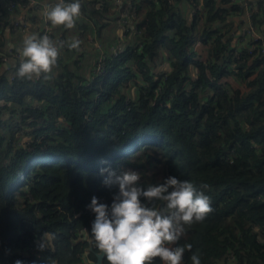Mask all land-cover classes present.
<instances>
[{
	"label": "trees",
	"instance_id": "1",
	"mask_svg": "<svg viewBox=\"0 0 264 264\" xmlns=\"http://www.w3.org/2000/svg\"><path fill=\"white\" fill-rule=\"evenodd\" d=\"M79 3L99 30L115 13L95 0ZM263 5L250 3L252 20ZM117 9L141 36L108 56L103 74L83 82L59 57L39 78L19 77L20 59L0 71V264H82L81 256L95 263L88 205L92 197L111 205L118 188L106 187L101 174L109 168L138 172L142 187L175 176L210 198L203 221L181 225L177 242L192 246L181 264H192L194 253L201 264H230V253L231 264H264L260 43L237 47L214 28L240 12L230 0H123ZM199 16L205 27L195 39ZM3 29L0 68L15 53L2 52ZM162 55L170 69L153 73ZM135 78L144 85L130 99L125 90ZM149 206L165 208L163 201ZM43 233L54 239L39 248Z\"/></svg>",
	"mask_w": 264,
	"mask_h": 264
},
{
	"label": "clouds",
	"instance_id": "2",
	"mask_svg": "<svg viewBox=\"0 0 264 264\" xmlns=\"http://www.w3.org/2000/svg\"><path fill=\"white\" fill-rule=\"evenodd\" d=\"M80 8L79 0H57L54 5H45L43 16L53 26L72 29ZM79 43L73 40L69 47L78 48ZM63 46L62 41H54L48 35H25L19 49L17 75L31 79L50 73ZM104 173H107L104 185L117 187L118 192L110 206L92 197L88 208L95 215L91 238L107 264H153L157 258L162 264H181L185 251L191 252L192 246L169 245L179 239L182 224L201 222L212 211L210 198L198 192L191 182L175 176H169L163 183L142 187L136 171L109 168L102 169L101 174ZM142 199L147 203H142ZM153 201H163L165 208L150 207ZM53 239L52 234L43 233L39 248L46 240ZM190 259L192 264H201L195 253Z\"/></svg>",
	"mask_w": 264,
	"mask_h": 264
},
{
	"label": "crops",
	"instance_id": "3",
	"mask_svg": "<svg viewBox=\"0 0 264 264\" xmlns=\"http://www.w3.org/2000/svg\"><path fill=\"white\" fill-rule=\"evenodd\" d=\"M34 1H36L38 4L37 8H30L25 11H20L18 9L12 12H8L7 0H0V22H2V26L4 27L2 36L6 45L4 52L14 50L15 53H19V49L22 46L24 36L27 34H32L31 31H33V34H37L38 31H41L42 25L40 16L45 5H54L57 2V0ZM95 1L99 3H105L104 1ZM256 1L257 0H251L254 6ZM221 7L227 9L228 5ZM109 10L110 12H115L107 22L108 24L114 26V30H111L110 33L114 34L116 42H112L109 39L100 40L102 39L101 31L100 33L98 31L95 32L97 26L86 16L81 14H79V16L76 18L75 26L72 29H67L64 26H53L49 22L48 26L54 41H58L60 37L64 36V44L66 47H63L64 54L59 55L58 57L63 58L65 62H68L73 70H78L79 77L84 80L83 82L90 80L93 74V64L97 56L95 46L93 44L94 42L99 44L105 51V53L109 55L112 49H117L119 51V49H122L125 45H127V43L134 41L136 42L138 39L135 34V24L133 23V18L129 17L126 11L120 13L116 5L109 6ZM255 16V19H251V22L254 24L255 30L259 34L264 35V5L263 8L260 6L259 10L255 12ZM34 19H37V22ZM14 21H23L26 25L24 26V28H13L12 23ZM246 22V13L245 11L240 10L239 13H228L225 21L221 22V24L219 22H213L212 24L214 28H220V30L218 31L223 33L226 39H232L233 43L236 44L237 47H243L244 45L241 44L237 39V33L240 27H242ZM197 25L200 26L197 27ZM82 26H85L86 28L88 27V34H86L87 32H84V29H81ZM204 27L205 23L203 20V16L197 17L194 31L195 39H197V36H199L200 34L199 32L202 31ZM76 31L78 33H76ZM80 37L83 38V40H79ZM89 39H92V41L90 42ZM73 40H78L80 42L78 48L73 49L69 47ZM66 49H68L69 51L67 52ZM193 49L196 50L197 53L200 54L203 58L206 56V48L199 45L198 40H195V42H193ZM200 51H202V53H200ZM67 53L70 57L69 59H67L66 57ZM77 59L80 60L82 65ZM76 62L77 65L79 64L81 66L78 65V67H76ZM2 69L4 68L1 65V70ZM169 69L170 68L167 57L166 55H162L161 59L156 63V66L152 68V72L158 74L160 72L169 71ZM230 83L235 84L234 80H230ZM136 84L140 86H142V84L144 85V83L136 78L135 80H130V82L128 83V87L125 90L127 96L130 99H136L139 94V88L136 86ZM84 260L86 264L87 261L85 258Z\"/></svg>",
	"mask_w": 264,
	"mask_h": 264
},
{
	"label": "built area",
	"instance_id": "4",
	"mask_svg": "<svg viewBox=\"0 0 264 264\" xmlns=\"http://www.w3.org/2000/svg\"><path fill=\"white\" fill-rule=\"evenodd\" d=\"M119 1L120 0H115V2H119ZM230 2L232 5L238 6V8L240 10H243L246 13L247 22L242 27H240V29L237 33L238 41L241 44H243L244 46L246 44H251L252 45L251 49H253V47L257 43H260V45L258 46L259 47L258 50L262 55H264V38L261 34H259L255 30V27L252 24L251 18H250V13H251L250 9L252 8V6H250V3L252 4L251 0H230ZM37 7H38V4L34 0H31V1L7 0V11L8 12H12V11H15L18 9L20 11H25V10H28L30 8H37ZM43 11H44V9L42 10V13L40 16L42 29H41V31H38V32H41L40 36L48 35L51 39H53L52 34L50 32V29H49V26H48L49 22L43 16ZM25 25L26 24L23 21H14L12 23L13 28H24ZM2 28H3L2 22H0V31L2 30ZM135 34L137 37L141 36V32L138 31L136 28H135ZM89 41L91 42L92 39H89ZM93 44L95 46V50L97 53V56H96V58L94 60V64H93V74L101 75L105 71V67H106L105 64H106L107 57L108 56L116 57L117 54L119 53V51L117 49H112L110 54L107 55L99 44H97L95 42ZM63 54H64V50H63V48H61L59 55H63ZM19 59H20L19 53H13L12 56L4 55L1 59L2 60L1 65L3 66L4 64L7 63L9 66L4 68V69H5V71H11L14 61L19 60ZM0 71H1V68H0ZM28 252H29V254H32L34 251L32 248H29L27 253ZM81 258L83 260L82 264H85L84 257L81 256ZM233 261H234V256L231 253L228 254L227 258H226V262H229L231 264V263H233Z\"/></svg>",
	"mask_w": 264,
	"mask_h": 264
},
{
	"label": "rangeland",
	"instance_id": "5",
	"mask_svg": "<svg viewBox=\"0 0 264 264\" xmlns=\"http://www.w3.org/2000/svg\"><path fill=\"white\" fill-rule=\"evenodd\" d=\"M98 1H104L105 3H104V6H106V9H108L109 10V6H111V5H116V6H120L121 5V3L123 2V0H120L119 2H115V0H98ZM255 9H257V8H255ZM110 11V10H109ZM192 12H193V14H195V11L194 10H192ZM196 16V15H195ZM196 19H197V17H196ZM200 25H197V27H199ZM111 30H114V26H112L111 24H107L103 29H101V30H99V28H97L96 30H95V32H99L100 33V31H101V33H102V35H101V38L102 39H100V40H104V39H109L110 41H114V42H116V39H115V37H114V34H111L110 33V31ZM84 32H87L86 34H88L89 33V30H88V27L86 28H84ZM91 32V31H90ZM31 33L33 34V31H31ZM41 32H38L37 33V35H39ZM76 33H78L77 31H76ZM200 34L202 33V31H200L199 32ZM199 34V35H200ZM198 37V36H197ZM82 40H83V38H81ZM200 53H202V51H200ZM78 60V59H77ZM76 60V61H77ZM79 61V63L81 64V62H80V60H78ZM74 63V62H73ZM79 65V64H78ZM78 65H77V62L75 63V66L76 67H78ZM82 65V64H81ZM81 65H79V66H81ZM186 244L185 243H183L182 241H176L174 244H172V245H169V247H177V246H179V247H183V246H185ZM228 255V254H227ZM226 264V263H225Z\"/></svg>",
	"mask_w": 264,
	"mask_h": 264
},
{
	"label": "water",
	"instance_id": "6",
	"mask_svg": "<svg viewBox=\"0 0 264 264\" xmlns=\"http://www.w3.org/2000/svg\"><path fill=\"white\" fill-rule=\"evenodd\" d=\"M2 52H4V49H2ZM9 65L6 63L3 65V68L8 67ZM104 256L102 254H97L96 255V262L93 264H102V260H103ZM89 264V263H86Z\"/></svg>",
	"mask_w": 264,
	"mask_h": 264
}]
</instances>
